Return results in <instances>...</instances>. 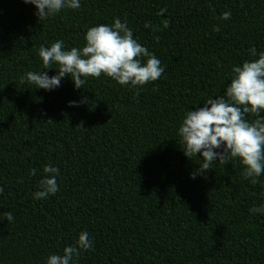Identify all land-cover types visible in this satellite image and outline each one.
Listing matches in <instances>:
<instances>
[{
	"label": "trees",
	"instance_id": "trees-1",
	"mask_svg": "<svg viewBox=\"0 0 264 264\" xmlns=\"http://www.w3.org/2000/svg\"><path fill=\"white\" fill-rule=\"evenodd\" d=\"M80 5L38 20L33 5L0 0V264H46L82 231L93 249L75 264H264V212L249 211L264 206V173L251 184L229 159L192 179L202 160L185 157L178 135L187 111L258 59L250 48L264 52V0ZM115 18L165 69L138 94L103 74L82 89L67 76L50 91L21 83L43 70L41 45L81 48L90 27ZM45 165L59 169V191L37 200Z\"/></svg>",
	"mask_w": 264,
	"mask_h": 264
},
{
	"label": "clouds",
	"instance_id": "clouds-1",
	"mask_svg": "<svg viewBox=\"0 0 264 264\" xmlns=\"http://www.w3.org/2000/svg\"><path fill=\"white\" fill-rule=\"evenodd\" d=\"M23 2L35 7L38 20L55 16L63 9L76 10L81 6L80 0ZM230 16V12H225L220 18L228 20ZM167 26L165 23L164 27ZM213 30L219 31V27ZM84 41L83 47L70 50L65 49L62 40L55 41L50 47L41 45L38 56L43 70L27 72L21 77V83L27 81L37 89L50 91L58 88L62 78L67 76L75 89H82L87 78H99L103 74L120 86L137 90L138 94L140 88L158 80L165 71L160 60L134 39L132 29L119 18L111 25L90 27ZM248 52L253 57L258 55V59L234 67L224 95L210 98L203 107L187 111L178 129L185 157L190 159L199 154L202 160L191 173L192 179L212 171L214 162L224 165L229 159L240 162L241 176L251 184L259 183L258 177L264 173V52L258 54L254 47ZM47 69H55L56 75L50 77ZM69 106L78 107L79 104L71 101ZM78 126L82 127V123ZM43 173L45 175L39 181L41 190L34 194L37 200L47 199L59 191V169L45 165ZM36 174V169L30 170L29 175ZM249 211L258 214L264 212V206ZM3 215L9 222L14 219L10 211ZM92 249L89 233L82 231L74 244L64 247L62 254L50 255L46 264H75L82 252Z\"/></svg>",
	"mask_w": 264,
	"mask_h": 264
}]
</instances>
